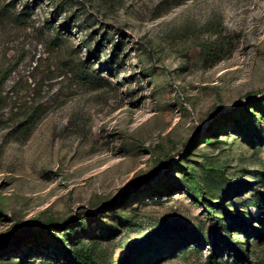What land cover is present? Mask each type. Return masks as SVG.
Returning <instances> with one entry per match:
<instances>
[{
    "label": "rangeland",
    "instance_id": "374dc122",
    "mask_svg": "<svg viewBox=\"0 0 264 264\" xmlns=\"http://www.w3.org/2000/svg\"><path fill=\"white\" fill-rule=\"evenodd\" d=\"M10 67L0 264H264V0H0Z\"/></svg>",
    "mask_w": 264,
    "mask_h": 264
},
{
    "label": "trees",
    "instance_id": "16d2710c",
    "mask_svg": "<svg viewBox=\"0 0 264 264\" xmlns=\"http://www.w3.org/2000/svg\"><path fill=\"white\" fill-rule=\"evenodd\" d=\"M13 69L7 68L3 72H0V86L5 81L7 75L11 73ZM81 76H89L91 78H99V74H97L98 71L95 70V68L89 70H82L81 67L78 69ZM88 72V73H87ZM3 95L0 91V105L3 101ZM21 120H19L17 127L15 128V132L20 133L26 129L27 126H30L31 123L35 119V114L33 111L24 114L21 116ZM263 211V209H262ZM261 219V218H259ZM79 221V219H78ZM77 227V224H73L71 226H65L63 228L66 235H72L75 228ZM46 231L53 234L54 237H57L58 235L56 232L53 231L52 228H46ZM194 238L197 241H203L201 236L197 233L192 234ZM258 237L260 239L259 243H264V232L258 233ZM246 242H243L241 240L233 241L229 236L223 235L221 241L219 242H208V245L211 246V251L208 254V258L213 261H217L218 263H221L223 261L224 254L229 255L232 258V261L230 264H244L245 262L250 264H258L259 260H253L251 257V253L253 251V247L255 246V242L253 241V245H250L248 240H244ZM62 251L66 254V260L69 263L74 264H113L110 261H99L95 257H93L90 253L84 251V250H74L70 247H63ZM221 255V256H220ZM129 262H125L124 264H128Z\"/></svg>",
    "mask_w": 264,
    "mask_h": 264
}]
</instances>
